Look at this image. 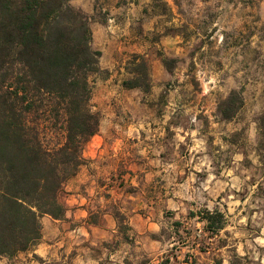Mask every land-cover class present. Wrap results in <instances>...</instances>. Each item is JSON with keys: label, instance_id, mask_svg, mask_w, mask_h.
Instances as JSON below:
<instances>
[{"label": "rangeland", "instance_id": "obj_1", "mask_svg": "<svg viewBox=\"0 0 264 264\" xmlns=\"http://www.w3.org/2000/svg\"><path fill=\"white\" fill-rule=\"evenodd\" d=\"M71 3L91 17L93 47L114 52L92 77L93 110L140 133L80 167L107 185L88 219L109 227L64 264H264V0ZM113 72L118 100H102ZM232 91L243 102L227 118ZM205 209L223 211L225 228L206 229Z\"/></svg>", "mask_w": 264, "mask_h": 264}, {"label": "trees", "instance_id": "obj_2", "mask_svg": "<svg viewBox=\"0 0 264 264\" xmlns=\"http://www.w3.org/2000/svg\"><path fill=\"white\" fill-rule=\"evenodd\" d=\"M90 20L71 0H0V258L37 244L42 216H65L61 194L99 130L91 101L102 52L92 45ZM226 101L238 104L226 111L231 118L243 101L238 91ZM199 218L212 232L227 224L219 209Z\"/></svg>", "mask_w": 264, "mask_h": 264}, {"label": "crops", "instance_id": "obj_3", "mask_svg": "<svg viewBox=\"0 0 264 264\" xmlns=\"http://www.w3.org/2000/svg\"><path fill=\"white\" fill-rule=\"evenodd\" d=\"M116 24L118 26L119 22ZM100 50L102 52L100 57L101 68L113 69L115 63L110 59V55H113L114 52L108 56L109 48ZM116 80L120 83L117 74L113 72L100 83L102 87L105 86L102 100H106L107 97L109 101L118 100V96L114 95L116 93L115 87L119 86ZM118 121V113L110 111L101 115L98 133L92 137V140L86 144L83 150L86 159L102 158L105 151L108 152L109 147L117 148L124 139L120 135H130V133L135 132L136 136V131L138 134L140 133L139 128L133 129L131 126L120 129L117 125ZM104 186L102 183H98L96 174L91 168L83 167L80 169L65 185L66 192L61 198L66 207L65 216L61 219H55L50 215L42 216V236L38 243L31 249L16 254L14 262L10 257L2 256L0 264H45L51 261L64 264L69 252L72 249H78L79 240H90V243L94 244L96 239L98 241V239L104 238V231L109 225L90 222L88 219L95 212L94 197L99 194L100 189ZM105 215L108 216V214ZM246 223L248 224L249 221ZM90 259L96 260L95 258Z\"/></svg>", "mask_w": 264, "mask_h": 264}]
</instances>
